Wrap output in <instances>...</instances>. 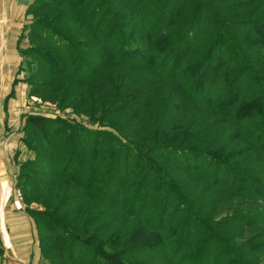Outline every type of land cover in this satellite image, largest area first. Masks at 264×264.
Returning a JSON list of instances; mask_svg holds the SVG:
<instances>
[{
	"label": "trees",
	"instance_id": "obj_1",
	"mask_svg": "<svg viewBox=\"0 0 264 264\" xmlns=\"http://www.w3.org/2000/svg\"><path fill=\"white\" fill-rule=\"evenodd\" d=\"M116 3L112 25L82 14L85 37L64 7L29 53L32 88L125 140L26 117L16 187L42 264H264V0Z\"/></svg>",
	"mask_w": 264,
	"mask_h": 264
},
{
	"label": "crops",
	"instance_id": "obj_2",
	"mask_svg": "<svg viewBox=\"0 0 264 264\" xmlns=\"http://www.w3.org/2000/svg\"><path fill=\"white\" fill-rule=\"evenodd\" d=\"M0 6V264H38L37 230L16 192L18 160L27 153L21 147L26 98L15 21L23 12L18 0Z\"/></svg>",
	"mask_w": 264,
	"mask_h": 264
},
{
	"label": "rangeland",
	"instance_id": "obj_3",
	"mask_svg": "<svg viewBox=\"0 0 264 264\" xmlns=\"http://www.w3.org/2000/svg\"><path fill=\"white\" fill-rule=\"evenodd\" d=\"M21 4L20 11L21 13L20 19H15L16 25H19V31H18V53L20 55V64L21 68L19 66L20 71H22V80L25 84V106L23 107L25 112L23 114V119L28 117L29 115L33 116H40L46 119L50 120H57L58 122H73L77 126L84 127L86 131H89V135H87L88 138L93 141L94 139H98L101 141L103 147L108 144L109 142L118 139L125 141L122 134L112 128L109 123L106 120L105 122L101 121H91L87 116H82L80 114H77L76 109L73 106H70V102L67 101L66 103L62 102L60 103L58 100V97H56L57 100H55L54 96L51 97V94L42 93L41 91H36V88H32L27 83V78L30 74L32 67V62L34 63V55L29 54L30 51L37 52L39 56L46 57V50L48 46L45 44V41L41 40L40 37L47 34V29L52 27V29H56L60 25V22L62 21L63 17V11L62 9L64 7H67V10L71 11L75 16L74 18L72 16H68L67 20L70 22H79L76 26L77 33L79 31H82L83 36H87L88 32L86 29V26H82L83 23L87 20L86 18H82V14L89 12L96 11V15H98V18L101 20H104L105 25H112L111 23L114 19L112 18L115 16V10H113V7H118L117 0H109L112 2H105L104 0H84L85 4L81 5V2L83 0H53L55 2L50 3L52 0H18ZM1 3V0H0ZM123 8L118 9L117 11L119 13H125V11H130V8L128 6H125V2H120V4H123ZM24 4V5H23ZM51 4H55L54 6H51ZM1 7V6H0ZM46 7H53V8H46ZM84 7V8H83ZM103 7V8H101ZM130 7V6H129ZM52 11L53 13H49V17H44L39 15L47 14V11ZM131 11H133V8H131ZM45 14V15H46ZM109 17V19H108ZM123 23H125L124 20H120ZM205 19L199 24L200 29L204 25ZM47 26V29H44V27ZM112 30L115 31V27H112ZM116 33V32H115ZM41 35V36H40ZM198 33H194L193 37L191 38L190 45L196 41L198 38ZM141 37V36H139ZM81 41H86L85 39H82ZM66 51H70L68 48H66ZM84 57L87 61H92L97 57L93 53L89 52H83ZM225 54H229L228 50L220 49L218 52V58L220 59ZM48 57V56H47ZM220 62V61H219ZM56 64V63H55ZM57 65V64H56ZM34 69V68H33ZM36 69V68H35ZM42 89V88H41ZM255 108V107H254ZM253 108V109H254ZM25 119L23 127L25 126ZM117 121V119H115ZM51 128H55L57 126V122L50 123ZM69 127V126H67ZM30 129L27 131L24 130L22 137H28L30 135ZM92 133L97 134V138H95L94 135H91ZM23 149L27 152L23 156H21L20 160H18V168L20 163L25 164L26 162H29L34 157V152H29L27 147L24 145V142L22 141ZM106 148V147H105ZM176 157L178 159H181L183 161H200L203 162L206 161L205 158H200L197 156H189V155H182V154H176ZM20 195H19V193ZM17 194L21 197L22 200V194L20 190L16 187ZM30 209L37 210L40 207L37 204H30ZM25 207V204L23 205ZM171 207V205H170ZM254 236L259 235V239L263 240L264 242V224L255 227L254 229ZM257 237V238H258ZM38 264H42L41 261V255L40 250L38 254ZM224 263V262H223Z\"/></svg>",
	"mask_w": 264,
	"mask_h": 264
},
{
	"label": "built area",
	"instance_id": "obj_4",
	"mask_svg": "<svg viewBox=\"0 0 264 264\" xmlns=\"http://www.w3.org/2000/svg\"><path fill=\"white\" fill-rule=\"evenodd\" d=\"M18 193H19V191H18ZM19 195H20V193H19Z\"/></svg>",
	"mask_w": 264,
	"mask_h": 264
}]
</instances>
